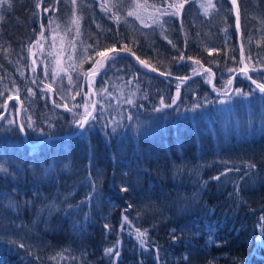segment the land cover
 <instances>
[{"label":"trees","instance_id":"16d2710c","mask_svg":"<svg viewBox=\"0 0 264 264\" xmlns=\"http://www.w3.org/2000/svg\"><path fill=\"white\" fill-rule=\"evenodd\" d=\"M174 2L42 0L37 8L38 0H5L0 6L2 264H264V126L238 136L227 131L237 95H261L242 73L228 97L210 90L211 72L178 79L208 68L216 74L214 90L224 93L247 65L260 69L249 74L264 83V0H238L239 29L231 0H214L208 15L201 0H187L179 15L161 14ZM133 10L143 23L127 15ZM125 44L158 71L117 51L91 83L97 105L79 128L84 105L90 110L93 103L89 70L95 60L104 62L96 53ZM184 109L193 116L184 129L166 126L168 132L155 121L154 130L139 126L155 115L164 125V116ZM194 191L184 207L169 204ZM139 195L158 214L168 205L172 210L162 219L140 205ZM138 208L163 227L144 224ZM8 226L11 235L1 234ZM136 229L147 231L144 244Z\"/></svg>","mask_w":264,"mask_h":264},{"label":"bare ground","instance_id":"6f19581e","mask_svg":"<svg viewBox=\"0 0 264 264\" xmlns=\"http://www.w3.org/2000/svg\"><path fill=\"white\" fill-rule=\"evenodd\" d=\"M117 51H119V50L116 49V52ZM122 53H127V52H122ZM127 54L131 55L130 53H127ZM133 58L135 59V57H133ZM139 65L142 66L140 63H139ZM106 66H107V64H106ZM106 66L99 71L100 72L99 74H101L106 69ZM142 67H144V66H142ZM144 68H146V67H144ZM147 69H149V68H147ZM207 69L208 68H205L204 70H201V71L197 72L196 74H193L192 76H189L190 78L187 79V81L192 80V79H194L196 77L204 75L205 72H207L206 71ZM211 73H212V76H213V80L212 81L214 82L216 74L212 70H211ZM238 74H241V72L240 71L234 72V74H233V76L231 78L232 87L227 92L219 93V92L215 91L214 88H213V82L209 84L210 90L215 95L220 96V97H222V96L223 97L231 96V93H232V91L234 89V86H235V79H236ZM174 78H178V77H174ZM182 78L183 77H180L178 79H182ZM248 82L256 88V85L252 83V80L248 79ZM256 93L260 94L261 96L257 97L255 94H253L252 96H249V94L245 93V94H242V97L239 100H237L233 104H231V106H230L231 107L230 108L231 109V116L229 118V123L227 125V131L228 132H231L232 134L238 136L239 133H241V132L242 133L250 132V131H245L247 129V127L251 129V128H255V127L261 128L262 126H264V96H263V93H261L259 91V89L256 90ZM95 98H96V96H95ZM250 98H251V100H250ZM93 104H94V96H93L92 105ZM96 105H97V99H96V102H95V108H96ZM239 106H241V107H239ZM92 108L93 107L91 106L90 111L93 113L95 108H94L93 111H92ZM237 108L241 109V112L240 113L238 112L239 115H237L234 112ZM186 112L189 113L187 109H184V110H182L180 112V115L178 114V115H174V116L173 115L164 116L165 117V123H164L162 129L166 128L165 130H167L168 129L167 127H169V129H170L172 126H175V127L179 128V129H184L188 125V121L193 119V116L190 115V114H187ZM18 114H20V111H18ZM139 126H141V124H139ZM143 127H148V126L145 124V125H143ZM169 129H168V132H169ZM171 130H172V128H171ZM200 148L203 149L202 147H200ZM137 198L140 201V205L142 207H144L146 210L151 211V214L159 215L158 217L164 219L165 213L167 211H171L173 207L177 206L179 208H182L186 204H188L190 201L191 202L194 201L195 200L194 198H196V191H194V193H190L188 195L175 196L173 199H170L169 204H171L172 208L170 207V205H168L165 208V211L164 212L160 211L159 214H158L157 210H155L153 208V206L151 205V203L147 200L148 198L146 196L139 195V196H137ZM138 211H139V213H141V214H139V216H140L141 221L144 224L145 223L146 224H151V225L154 226V229H156V230L161 229L163 227L162 220L158 221V222H153V221H151V219H149L147 217L148 213H146V211L145 212H141L139 210V208H138ZM195 223H196V221H195ZM195 223H194V225H195ZM194 225H193V228H194ZM197 253H199L200 255L202 254L201 252H197Z\"/></svg>","mask_w":264,"mask_h":264},{"label":"snow or ice","instance_id":"6c2138e0","mask_svg":"<svg viewBox=\"0 0 264 264\" xmlns=\"http://www.w3.org/2000/svg\"><path fill=\"white\" fill-rule=\"evenodd\" d=\"M4 2H5V0H0V6H2L4 4ZM186 2H187V0H184V2H179V0H177V2L166 4L165 9H164V12H162L161 14H168V12H167L168 9H174L175 11L171 12V14L172 15H179L180 10L184 7V3H186ZM73 3L75 4V0H73ZM231 4L235 8V20H236L235 27L237 29H239L240 28V9H239L238 0H231ZM36 6H37V8L42 7V0H38V3H37ZM101 7L102 8L105 7L104 4H101ZM142 7H144V6L141 5V4H139V3H134L133 4V8L134 9H140ZM152 7H155V6L153 5ZM201 8H203L205 15H208L210 13V11L216 9V5L213 2V0H206V3H201ZM45 11H48V9H45ZM105 11H108V9L105 8ZM157 11H160V9H157ZM127 15L128 16H135L136 19L140 20L141 23L144 22L143 19L140 16V14L136 10L128 11ZM112 18L113 19H116L117 21H119V19H120V17L118 15H114ZM0 19H2V17H0ZM71 23L73 25H77V35H78L79 34V32H78V19L73 18L72 21H71ZM41 27L43 28L44 25L41 24ZM40 37H41V39H45L43 32L40 33ZM53 40H55V35L53 36ZM36 44L39 45V47L41 49L43 48V44L41 43L40 40H37L36 41ZM243 50H244V45H243V43H241V45H240V52H241V55L242 56H243ZM30 51H31V49H30ZM109 51H111L114 54L112 56H109L108 53H106V52H97L96 55L97 56H100V57H103V58H105L107 60H115V53H116L115 48H113V49H111ZM119 51L120 52L130 53L144 67L149 68L151 71H158V69L153 68L152 65L148 64L146 61L141 60L139 56H136L135 52H132V50L126 44L123 45L119 49ZM234 58L235 57H233V59ZM88 59H92V58L91 57H88ZM180 59H184V57L181 56ZM188 59L191 60L192 58L191 57H188ZM249 59H250V57H249ZM195 63L197 65L200 64L199 61H196ZM35 65H36V61L33 60V71L36 70ZM104 67H105V64H104V62L102 60H95L93 62V65H92V69H90L89 72H90V74L92 76H95ZM192 71H193L194 74L197 73V69L196 68H193ZM206 71L207 72H211V69H207ZM239 71L243 75H245L249 80H252V83L256 85V88L259 89V91L261 93H264V83H257V81L254 80L252 78V76L249 74L250 72L260 71V69H257L255 67H253V68L250 69L247 65H244V66H242L239 69ZM46 74H47V72H46ZM162 74H165V73H162ZM85 75H89V73H85ZM189 78L190 77H187V76L186 77H183L182 78V82H183V80H187ZM262 79H264V77H262ZM227 83L229 85H231L232 80L230 79ZM47 88L49 90H51V85H48ZM236 92H237V94H239L241 92V90L240 89H236ZM179 95H180V91H179V88H177V98L179 97ZM9 99H13V97L10 96ZM16 99H18V97H16ZM127 102L129 104H131L132 103V100H128ZM173 103H175V100H173ZM161 104H162V107H169L170 106V105H164L163 104V101H161ZM61 106L67 108V105L66 104L65 105H61ZM92 107L94 108L95 105H92ZM197 107H199V105H197ZM84 109H85L84 113L81 114L79 116V118L76 120V124L78 125L79 128H85V126L89 124L90 119L92 118V112L89 110V106L87 104L84 105ZM68 110L71 111L72 109H68ZM11 123H14V121H9V124H11ZM24 128H25V125L24 124H20V130L23 131ZM217 179H218V177H217ZM122 191H128V189L127 188H123ZM9 206L13 210L16 208V204H15L14 201H10L9 202ZM125 220L127 221V217H125ZM136 235H137L138 239H140L141 244H144L145 243V238H146V235H147V231L145 230V231L142 232L140 229H136ZM173 239H175V237H173ZM19 247L20 248H24L25 245L24 244H20ZM106 252L109 253V254H112L113 252H115V256H117V257L119 256V252L116 251L113 248L106 249ZM0 264H2V262H0Z\"/></svg>","mask_w":264,"mask_h":264},{"label":"rangeland","instance_id":"374dc122","mask_svg":"<svg viewBox=\"0 0 264 264\" xmlns=\"http://www.w3.org/2000/svg\"><path fill=\"white\" fill-rule=\"evenodd\" d=\"M214 1V0H213ZM201 3H206V0H201ZM173 10V9H172ZM202 10H203V8H202ZM204 11V10H203ZM96 77V76H95ZM94 80V77H87V82H88V84L89 85H91L92 86V81ZM213 82V81H212ZM211 82V83H212ZM93 88V87H92ZM231 88V87H230ZM93 94V93H92ZM94 95V94H93ZM241 98V96L240 95H237V97H236V99H240ZM176 103H174V104H172L173 105V107H174V109H178V107L180 106V105H176L177 104V101H175ZM19 106H20V103H19ZM188 110V109H187ZM18 111H20V109L18 110ZM226 113H229V112H226ZM172 115V114H171ZM175 114L173 113V116H174ZM155 117L156 118H154V119H152L151 117H150V121L149 122H146V121H140V124H141V126L143 127V125H147L148 126V128H151V129H153L154 130V128L155 127H153L152 126V124H153V121H155V122H157V124H158V127H160V126H163V125H161L162 124V122H159L158 121V119L159 120H161V117H158V115H155ZM226 125H227V122L225 123V127H226ZM144 128H146V127H144ZM143 128V129H144ZM145 130V129H144ZM9 195V194H8ZM11 196V195H10ZM5 219H7V218H5ZM0 220H4L3 219V217L2 216H0ZM1 225V224H0ZM5 224H3V226H4ZM11 228L12 227H4V228H2V232H1V234H5V235H11V234H9V233H11L12 232V230H11Z\"/></svg>","mask_w":264,"mask_h":264},{"label":"water","instance_id":"95a60500","mask_svg":"<svg viewBox=\"0 0 264 264\" xmlns=\"http://www.w3.org/2000/svg\"><path fill=\"white\" fill-rule=\"evenodd\" d=\"M116 50V49H115ZM112 52L111 51H109L108 52V55H110ZM104 64H105V66H106V64H107V59H104ZM143 66V65H142ZM153 72H156V71H153ZM100 72H98L96 75H98ZM95 75V76H96ZM92 75H90L89 77H91ZM91 92L94 94L95 93V91L93 90V88H91ZM95 102H96V98H95V95H94V104L93 105H95ZM95 108V107H94ZM94 108H92V111L94 110Z\"/></svg>","mask_w":264,"mask_h":264}]
</instances>
